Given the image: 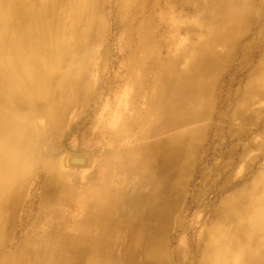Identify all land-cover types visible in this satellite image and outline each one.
I'll use <instances>...</instances> for the list:
<instances>
[{
    "label": "bare ground",
    "instance_id": "6f19581e",
    "mask_svg": "<svg viewBox=\"0 0 264 264\" xmlns=\"http://www.w3.org/2000/svg\"><path fill=\"white\" fill-rule=\"evenodd\" d=\"M160 2L116 0L129 52L125 75L113 80L124 87L84 135L89 149L107 142L85 157L88 172L80 176L67 169H82L73 166L81 157L59 159L56 144L45 142L62 136L92 100L107 0H0V264H264V174L220 206L214 226L193 244L198 252L207 241L201 260L169 244L184 227L186 180L213 127V90L240 40L264 18V0H191L204 29L197 54L166 62L154 39L169 21ZM181 3L165 0L169 9ZM154 71L163 89L153 96L158 120L149 130L143 125ZM246 87L229 120L232 139L247 124L259 128L251 118L255 102L264 108V58ZM127 139L134 141L122 146ZM41 167V188L30 193Z\"/></svg>",
    "mask_w": 264,
    "mask_h": 264
},
{
    "label": "rangeland",
    "instance_id": "374dc122",
    "mask_svg": "<svg viewBox=\"0 0 264 264\" xmlns=\"http://www.w3.org/2000/svg\"><path fill=\"white\" fill-rule=\"evenodd\" d=\"M181 1L183 6L181 9L179 7L169 9V6L166 7L165 5V0L160 2L162 8L160 12L165 13L166 17L169 16V21L167 20V31L164 29L163 33H156L154 39L155 42L162 41L160 58L164 62L177 53L192 57L196 56L198 40L200 35L203 34L202 30L204 29L199 24L197 8L191 3V0ZM150 6L151 4H149ZM257 8L258 6L254 9L257 10ZM105 21L107 31L102 35L101 43L97 46L99 52L95 56L93 81L91 80L92 85L94 83L92 100L81 117L72 118L73 120L71 119L65 124L66 127L62 131V136H51L45 142L46 145L50 146L56 144L54 146L57 149L56 151L59 152V159H66L71 156L81 157L79 163H74L73 166H79L82 169H67L69 173L76 172L80 176L88 172L83 169L87 166L85 157H89L93 152L106 149L105 143L107 142L105 140L100 145L96 144L93 149H89L87 144L92 140L90 137H85V134L91 128L96 116L102 111L104 104L113 99L116 92L124 87L123 81L115 82L113 80L117 73H120L121 77L125 75L122 66L129 52L126 48L129 38L125 33V29L119 27L116 0H107ZM178 23L181 25L179 28L181 30L177 29L176 25ZM262 28L264 29V18L261 21L255 20L248 33L238 43L235 54L227 60L225 70L219 77L217 87L213 90V115L210 119V122H213V127L208 131L206 140L198 150V160L194 163L197 169L186 180V209L182 216L183 222L185 221L184 227L175 230L169 237L170 248L173 251L181 244L189 251L194 252L196 261L202 259L207 241L203 238L202 249L198 252L193 250V244L197 242L202 233L205 234L214 226L221 214L219 209L223 202L238 190L250 188L255 179L264 174V114L260 113L264 110L263 106L260 107L259 102H255L256 114L255 117L251 118L258 121L259 128H253L252 125L247 124L244 127V132L238 134L235 139L230 137L229 132V120L233 117L245 96L248 78L264 58V42L261 44L264 37L259 36ZM243 51L249 53L247 59H245L246 55L244 56ZM142 59L143 57L140 60ZM185 67H188V63ZM144 68H146V65ZM155 72L149 74V118L143 125L144 128L149 126V130L154 128L158 120L153 113L155 109L153 96L157 94V87L160 96L163 89L162 87L159 88ZM261 89H264V87H261ZM41 122L44 126L46 125L45 121ZM220 122L223 126L220 127L217 134V124ZM238 128L240 129V127ZM133 141L127 139L123 141L122 146H129ZM119 147H121V144ZM242 158L245 159L244 164L241 162ZM44 175L42 167L35 172L28 189L30 193L41 188ZM150 183H152L151 180ZM227 188L228 190H224L225 192L222 194L218 193L219 189ZM21 215H24V213L22 212ZM19 229L20 227H18ZM188 263L192 264L191 260Z\"/></svg>",
    "mask_w": 264,
    "mask_h": 264
}]
</instances>
